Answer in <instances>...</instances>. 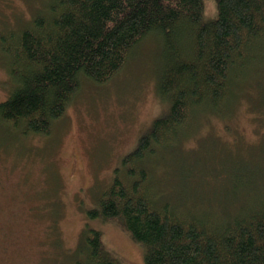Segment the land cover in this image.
<instances>
[{
    "label": "trees",
    "instance_id": "trees-1",
    "mask_svg": "<svg viewBox=\"0 0 264 264\" xmlns=\"http://www.w3.org/2000/svg\"><path fill=\"white\" fill-rule=\"evenodd\" d=\"M6 1L13 10L15 3ZM45 1L47 10L21 13L17 22L24 25L0 32L9 91L0 102V125L22 136H48L83 82H108L138 44L157 36L156 95L165 111L121 157L87 217L119 225L142 247L144 264H264V179L249 202L215 213L203 209V199L194 205L164 197L158 171L171 144L185 154L184 144L195 138L188 127L199 133L204 115L227 127L241 86L257 82L254 71L264 66V0H213L208 22L202 0ZM246 104L252 120L264 117V107ZM210 171L206 178L213 182L226 177L217 164ZM77 250L78 264H120L88 223Z\"/></svg>",
    "mask_w": 264,
    "mask_h": 264
},
{
    "label": "rangeland",
    "instance_id": "rangeland-1",
    "mask_svg": "<svg viewBox=\"0 0 264 264\" xmlns=\"http://www.w3.org/2000/svg\"><path fill=\"white\" fill-rule=\"evenodd\" d=\"M12 1L13 10L0 0V32L24 25L17 22L21 13L27 17L48 5L45 0ZM202 1L203 21L208 22L215 16V4ZM157 45V36H149L111 80L102 85L83 82L48 136H22L0 125V264H78L77 244L85 223L99 230L120 264H144L142 247L126 231L114 222L88 219L87 211L121 157L165 111L156 95ZM262 67L254 71L257 82L241 86L227 127H217L216 117L204 115L199 133L198 127H188L195 138L184 144L185 154L170 145L158 164L164 197L194 205L203 199V209L215 213L234 201L249 202L248 194L264 179V145H259L264 117L261 113L252 120L246 104L258 105L257 111L264 107ZM5 78L0 61V102L9 93ZM251 88L256 95L249 93ZM199 136L204 138L197 143ZM215 164L226 175L222 181L206 178Z\"/></svg>",
    "mask_w": 264,
    "mask_h": 264
},
{
    "label": "bare ground",
    "instance_id": "bare-ground-1",
    "mask_svg": "<svg viewBox=\"0 0 264 264\" xmlns=\"http://www.w3.org/2000/svg\"><path fill=\"white\" fill-rule=\"evenodd\" d=\"M203 18V17H202ZM9 77V76H8ZM144 258V257H143Z\"/></svg>",
    "mask_w": 264,
    "mask_h": 264
}]
</instances>
